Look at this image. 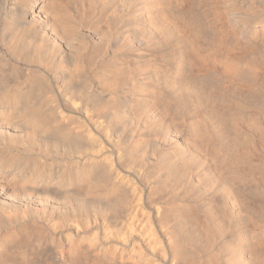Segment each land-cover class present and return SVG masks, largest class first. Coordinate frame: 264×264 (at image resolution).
<instances>
[{"label": "bare ground", "instance_id": "obj_1", "mask_svg": "<svg viewBox=\"0 0 264 264\" xmlns=\"http://www.w3.org/2000/svg\"><path fill=\"white\" fill-rule=\"evenodd\" d=\"M110 1H0V13L6 19L0 30V45L9 57L11 55L14 61L23 63L30 70V74L23 79H15L7 69H0V229H5L3 226H16L0 237V264H83L85 251L80 237L83 226L89 227L99 219L109 221V216L119 212L126 214V204L129 203L126 199L134 192L133 179L126 172V175L118 176L119 171L115 169L118 158H112L109 170L102 154L104 151L83 155V143L87 142L83 138L89 133L83 132L80 123L77 128H73L67 121V114L83 111V106H87L86 101L92 103L88 104V109L106 118L104 123L106 129H109V132L105 130L108 136L104 133L107 137L99 130H93L95 134L90 139L107 141L111 148L124 146L122 152L127 155V160H136L137 164L149 163L156 176L162 172L168 175L167 178L172 175L170 181L175 183L183 181L185 169L193 162L192 153H189L191 147L184 140H179V137L172 136L174 132L168 134L174 139L173 146L166 144L161 151L157 149L158 143L142 137L147 126L163 117L164 112L142 104L140 98L131 93L129 87L134 79L133 71L116 72L103 68L101 72L97 71L100 72L97 83L83 75L88 44L121 48L129 43V38L109 39L103 32L104 36H100L101 33L99 37L96 36L98 31L95 28L102 25L100 22L93 30L85 26L93 21V13L101 7L97 8V5ZM122 1L134 10L131 13H136L133 23L140 29L150 30L152 35L173 30L182 34H204V45L201 42L192 43L188 54L190 62L219 67L235 80L249 79L256 74L251 62H264V0H205L207 3L193 18L187 17L185 10L187 6L193 7L194 2L198 5L199 0ZM119 9H115L114 13L127 11ZM235 48H249L253 53L250 59L241 61L232 55ZM187 68L189 70L188 65ZM97 96H101L98 98L102 102H97ZM199 129L195 128L194 143L202 150L205 141L201 136L206 132L201 133ZM168 136L164 137H167V141ZM233 140L227 141L220 163L209 166L208 170H211L214 178L223 169L233 174H242L254 162V157L242 153ZM162 141L165 144L166 139ZM95 147L102 150L97 145L94 146L97 149ZM165 162L173 167L171 175L170 172L166 173ZM130 163V166L134 165V162ZM261 168L260 174L264 178V168ZM229 182L231 180L227 178L226 183ZM211 188L206 186L205 189ZM195 196L198 197L197 194ZM240 199L237 195L225 194L223 204L219 202V205L210 201L198 205L194 199L180 204L176 202L179 205L157 208L152 212L153 215L150 213L151 218L148 217L153 220V224L159 222L168 229L165 235L171 236L172 240L167 244V249L175 254L176 264H210L214 258L212 251L216 247L215 242L227 226L223 211L231 216L240 214ZM262 214L264 216V212ZM42 221H56V225L63 224V227L68 225L66 228H69L71 234L68 233L66 238L61 237L64 240H47L38 227ZM255 232V261L264 264V229L254 228L251 235L254 236ZM243 237V241L248 238L247 235ZM95 251L96 255H91L87 264H139L134 256L130 257L131 252L125 255L123 251L120 253L110 247L96 248Z\"/></svg>", "mask_w": 264, "mask_h": 264}, {"label": "rangeland", "instance_id": "obj_2", "mask_svg": "<svg viewBox=\"0 0 264 264\" xmlns=\"http://www.w3.org/2000/svg\"><path fill=\"white\" fill-rule=\"evenodd\" d=\"M201 1L204 2L202 3ZM205 2V0H199L198 5L194 2L193 7L192 5L189 7L187 6L185 15L189 18H193L196 13L202 9ZM102 3L101 5H97V8L99 6L101 7H99V10L96 9L97 11L93 13L94 19L92 22L86 23L87 25L85 26H88L86 28H92L91 30H93L96 24L98 26L100 25V22L102 23V25H100L101 27L99 26L98 28L96 26L95 28V31H98L96 36L103 32L109 39L115 38L116 40V38L124 39L126 37L130 39V44L128 43L121 48H108L105 47V44L102 45L104 47L98 44H96L97 46L92 43L88 44V50H86L85 53V55H87L84 58V60H86L83 62V69L85 68L83 70V75L87 77L86 79L97 83L99 81V73L103 68L112 69L116 72L124 70L133 71L135 75H133L134 79L129 87L131 93L135 97H139L142 104L150 105L156 110L161 109L164 112L163 117L158 118L157 121L147 126L145 129L146 131L142 133V137L149 139L151 142L154 141L153 143H158L157 149L161 151L166 144L169 147L173 146L174 139L170 138L168 134H173L174 132L172 136L176 138L179 137V140H184L187 145H189L188 147H191L190 150H192L189 153H192L193 162L191 161V164L189 163L185 169L186 176L183 178L182 182L181 180L180 182L178 181V183L170 181L171 174L173 173L172 171L174 170L171 165H168V162H165V166H167V170H165L167 174L170 172L169 174L171 176L167 178L168 175L166 176L163 172L161 174L158 173L156 176L155 173L152 172L149 163L139 162L138 165L136 160V162L130 159L127 160V155H124L122 152L125 150L122 148L124 146H112L111 148V144L109 145L107 141L90 139L92 134L94 136L95 130H99L102 135L106 134L107 136L108 133L105 130L109 132V129H106L104 123L106 118H101L103 116L102 114H94L93 110L88 109L90 106H88V104L91 102L86 101L88 108L87 106H83V111H78V113L75 111L72 113L71 111L68 113L67 121L68 123L70 122V125L72 124L71 127L74 128L75 126L77 128L80 123L79 127L82 126L83 132L85 134H87L86 132L89 133L87 134L89 137L85 135L86 138H83L87 141H83V146L84 144L86 146V151L85 146L83 147V155L88 156L98 151H104L102 154L105 161L107 160L106 165H108L109 170L112 158L113 160L118 158L115 164V169L119 171L117 172L118 176H124V174L126 175V173H128L130 179H133L132 184H134L133 194L131 193V197L129 196V198L126 199L129 200V203L126 202V207L128 206L126 214H121L119 212L117 215L114 214L109 216V221L99 219L100 221L97 220V222L89 227L83 226V232L80 233V237L83 239V250L86 252L83 251L85 253H83V264L90 262L89 260H91L92 256L96 255V248L101 247H110L117 252H124L125 255H129L131 252L130 257L134 256L135 259L139 261H136L139 264H176L175 254L167 249V244L172 240L170 239L171 236L165 235L168 229L166 230V226L162 223L155 222L153 224V220L150 219V213L152 214L157 208L164 209L163 207L168 208L173 204L176 205V202L180 204L182 201L187 202L188 200L189 202L193 199L198 205L207 201L217 205L223 204V197L225 194H234L237 195L238 198H241L242 208L240 214L235 216L229 215L225 210L223 211L227 226L224 233H221L215 242L216 247L212 251L214 258L210 264H257L255 261L256 253L254 254L256 247H253L256 243L257 233L255 232L253 236L251 235V230L254 228L264 229V216L262 214L264 212V207L261 208V206H264V204H262L264 203V181H262L264 178L262 174H260L262 171L261 167L263 166L264 168V62H251L255 66L254 69L256 74L249 78L251 80L250 82H248L249 79L235 80L233 77L229 76V74L224 73L219 67L200 66L188 60V54L191 51L192 43L201 42V44H205L206 37L204 34L200 36L194 33L182 34L173 30L164 34L153 33L152 35L150 30L140 29L133 23V18L136 13H131L134 12V10L130 9V6L124 1L111 0L109 3L104 2L106 5ZM118 6L120 9L124 8L127 11L120 14L117 12L114 13L115 9H119ZM4 20L6 21L3 14H1L0 30L6 23ZM103 34L101 33L100 36H104ZM100 49L102 51H100ZM96 50L98 52H96ZM251 53H253V50L250 51L249 48L247 50L245 48H235L232 50L233 57L241 61L250 59ZM14 60L15 59L11 55L9 57L7 51L0 45V65L1 62L2 65H5L4 67L1 65L0 67L2 68L0 69H7V72L10 71L11 74L13 73L12 75L15 79H23L30 74V70L28 71L23 63ZM245 63L248 62H241V64ZM13 66H15L14 69H12ZM14 73L16 74L15 76ZM200 92L201 94H205L201 95ZM90 94L91 93H89V95ZM98 97L101 98V96L96 97L98 99H96L97 102H102ZM197 99H199V101ZM88 118H90V120ZM94 125H96V127ZM195 128H200L199 130L201 133L206 132L201 136L206 144H204L203 151L197 148L194 143L196 136ZM123 134L124 133H121V135ZM106 135L105 137H107ZM165 136L169 137V142L167 141V137L164 138ZM105 137L102 136V138ZM164 139H166L165 144L164 141H162ZM227 139H234L233 142L236 143V147L240 148L242 153L252 155L254 157V162L251 163L242 174H233L231 171L223 169L217 174V178H214V174L211 170H208V168L211 164L220 163L225 154ZM88 142H90L91 145H89L90 143ZM97 143H99V145ZM95 145L100 147V149L102 148V150H98L99 148L97 147H95L97 149H94ZM118 147H120L121 150ZM90 148L95 151L92 150L93 152H90ZM200 156H203L202 158L205 160L200 158ZM200 160L203 163H201ZM133 162L134 165L130 166L129 163L133 164ZM204 162H206V164ZM194 177L196 178L195 180ZM210 178H212V180ZM225 178H228L231 182H229V184L226 183ZM208 184H212V186ZM254 184L256 186L252 187ZM257 184H259V187ZM190 185L193 186V189ZM205 185L212 188L207 190L205 189ZM202 188L206 191L202 190ZM234 188L237 189V191H235ZM194 194H197L198 197ZM196 198L199 199L196 200ZM210 198L212 199L210 200ZM107 222L108 225L106 224ZM51 223L50 221H42L38 226L41 228L40 230L44 232L42 234L45 235L44 238L47 240L52 238L62 239L61 237L66 238V235L71 234L69 233V228H66L68 225H64L63 227V224L58 222L57 224L60 225H56V221H51ZM148 224L151 225V227L148 226ZM4 227L5 229H0V237L5 235L9 229L16 228V226L11 228L8 226H3V228ZM244 235L248 237L245 241H243ZM88 245H90V247H88ZM85 260H87V262Z\"/></svg>", "mask_w": 264, "mask_h": 264}]
</instances>
